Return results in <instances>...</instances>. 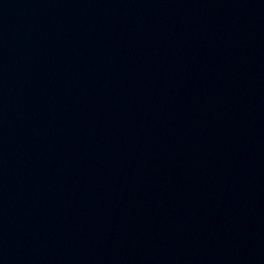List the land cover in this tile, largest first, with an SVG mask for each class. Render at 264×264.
Segmentation results:
<instances>
[{
	"label": "water",
	"instance_id": "obj_1",
	"mask_svg": "<svg viewBox=\"0 0 264 264\" xmlns=\"http://www.w3.org/2000/svg\"><path fill=\"white\" fill-rule=\"evenodd\" d=\"M0 264H264V0H0Z\"/></svg>",
	"mask_w": 264,
	"mask_h": 264
}]
</instances>
